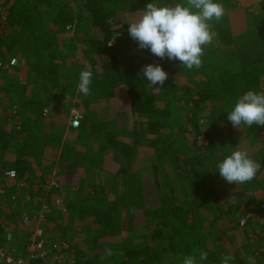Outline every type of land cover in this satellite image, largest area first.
<instances>
[{
  "label": "trees",
  "instance_id": "obj_1",
  "mask_svg": "<svg viewBox=\"0 0 264 264\" xmlns=\"http://www.w3.org/2000/svg\"><path fill=\"white\" fill-rule=\"evenodd\" d=\"M150 2L186 4L85 0L83 15L63 0H3L2 14L12 35L9 43L0 36V48L6 46L9 53L7 58L0 52V189L5 185L2 173L11 169L16 181L32 188L29 194L40 197V204L45 200L50 209L45 225L59 241H70L58 255L62 260L63 255H73L74 264H102L109 250L112 264H182L194 250L208 253L203 264H221L224 255L232 257L230 264H247L235 252L250 238L264 249L261 224L253 226L257 215L263 217L264 204L246 209L242 193L247 186L227 183L217 165L234 151V134L264 141V127L242 124L238 129L227 119L239 96L248 90L264 91V57L238 73L213 44L204 46L199 69L161 60L139 49L128 34V23ZM217 2L225 10L236 3ZM52 4L58 11L46 23ZM260 4L264 10V0ZM214 21L220 39L229 45L232 39L224 21ZM72 27L82 37L75 33L61 38ZM77 47L87 61L85 67L67 61ZM10 58L19 66H10ZM150 63L168 73L164 85L149 86L140 69ZM88 65L93 75L85 95L78 83ZM62 69L74 72L66 83L60 80ZM12 70L24 72L25 83L11 78ZM118 87L125 97L123 108L112 105ZM69 100L82 118L70 129L71 143H65V126L58 115ZM44 109L49 113L43 117ZM200 139L206 144L200 145ZM6 148L14 154L11 162L3 158ZM54 148L66 169L46 194L48 183L43 176L36 178L31 164L40 166ZM256 158L261 168L246 182L249 189L264 175V155ZM71 186L76 190L69 192ZM7 191L0 194V205L12 212L17 197ZM56 200L62 201L64 211L55 208ZM254 212L240 226L239 218ZM74 236L77 242H72ZM250 254V264H264V250Z\"/></svg>",
  "mask_w": 264,
  "mask_h": 264
},
{
  "label": "clouds",
  "instance_id": "obj_2",
  "mask_svg": "<svg viewBox=\"0 0 264 264\" xmlns=\"http://www.w3.org/2000/svg\"><path fill=\"white\" fill-rule=\"evenodd\" d=\"M225 14L224 6L217 0H186V4L168 3L163 6L150 2L141 15L128 23V34L139 49H148L156 57L169 61L178 60L187 69L202 67L204 46L217 37L211 21H219ZM140 71L149 86L164 85L169 78L160 64H146ZM92 66L79 73L78 90L89 94L92 83ZM227 119L235 128L242 124L264 127V91L248 90L239 96L234 107L227 112ZM219 175L229 184L246 183L254 179L261 164L246 150L236 149L219 162ZM111 254V251H108ZM208 253L194 250L183 257L182 264H203ZM232 257L224 255L221 264H230Z\"/></svg>",
  "mask_w": 264,
  "mask_h": 264
},
{
  "label": "rangeland",
  "instance_id": "obj_3",
  "mask_svg": "<svg viewBox=\"0 0 264 264\" xmlns=\"http://www.w3.org/2000/svg\"><path fill=\"white\" fill-rule=\"evenodd\" d=\"M235 1H236V3L234 4L233 8L237 6V2H239V3L241 2L240 0H235ZM63 2L67 3L70 6V8L73 9L74 12L80 13L83 15H87V12L85 11L84 6H83L85 0H63ZM260 2H261V0H255V2H253V0H251V1L246 0V3H245V4H247L246 7L245 6H238V8L240 10L239 13H241L244 17H246V23H247V26L249 28L248 29L249 34L246 35L245 44L241 47H238L237 49H235L233 47V45H230V46L226 45V47H224L222 49L224 57H225V61L229 64L234 65V72L235 73L240 72L241 67H243V66L259 64V62H257V61H260L261 57H264V10L262 9ZM2 4H3V0H0V5H2ZM52 5L53 6L51 8H49V10L45 16V22L46 23H49L50 21H52L55 18V14L58 11L57 5H55V4H52ZM233 8L231 7L230 9H233ZM0 9H1V6H0ZM225 13L226 14L223 15L222 20L224 21V23L226 25L225 21L229 20L230 16H229V13H227L226 11H225ZM211 23L213 24V26L215 27V30L217 31L216 26H215V21L213 20V22L211 21ZM75 33H77L78 38L82 37V33L80 31H76V29H74V27H72V29L69 32H67L65 35L61 36V38L70 39L73 37V35H75ZM217 33H218V31H217ZM11 35H12V31L10 30V27H8L6 23H0V36H2V39H4L7 43H9V42H11L10 41ZM84 35H85V33H84ZM89 35L91 36L92 34L88 33L87 36H89ZM242 37H244V35ZM7 43H5V44H7ZM249 44H252V45H249ZM0 52H2V54L4 56H7V58H9L8 57L9 53L6 50V46H2L0 48ZM256 58H258V59H256ZM71 59L74 60L75 62H77L78 64L83 65L84 67L87 63L86 59L81 54V49H78V47H77V50L73 51L68 56L67 61H71ZM67 63H69V62H67ZM13 66H19V65L16 62ZM0 74H1V71H0ZM9 75L11 78L17 79L21 83H25L26 76H25L24 72L12 70V71H10ZM73 76H74V72L71 70L62 69L60 72V78H61L60 80L62 81V83H66ZM120 89L121 88H119V87L116 89V95L112 101V105L114 107L123 108V107H125V105L123 104L122 99H124L125 97H124L123 93L121 91H119ZM58 98L61 100V99H63V96H58ZM73 101L74 100H72L71 103ZM69 103H70V100L67 101L65 104L63 103L65 108L61 109V113H60V115H58V117L62 120L61 124L65 126V134L63 137V142H65V143H71V138H72V135L70 134V132L72 130H70L69 125H68L69 109L71 108ZM14 138H15V136L12 134V140H14ZM203 143L206 144V141L203 139H200L199 144L202 145ZM7 148L5 149L6 153H4L3 158L7 161L10 160L8 162H11L13 160L14 154L8 152ZM58 154H59L58 149H56V148L50 149L47 151V153L45 155V159H44V161L41 162L40 166L39 165L36 166L35 162H33L31 164L32 170H33L36 178H42V176H43L45 179V184L46 183H48V184L52 183L55 186L57 184L55 179L59 178L61 172L66 169L65 164L59 163L57 161L58 160ZM7 161H4L3 163H7ZM49 162H51V164H49ZM108 168L111 169V167H108ZM6 170H9V169H6ZM52 170H54V171L52 172ZM1 179H2V177H1ZM27 183H29V182L27 181ZM83 183L84 182L82 180V184ZM46 187L47 186L45 185L44 189L46 190V194H47L48 192H47ZM5 188H6V190H8L7 192L13 193V195L15 197H17L18 200H17V198H15V203L13 204L15 206H10L11 208L15 209V210L13 209L12 212L10 210L7 211L5 209H2L3 207L0 205V246L16 247L17 249H19V250H17L16 248H13L16 251V255L23 254V252L21 250L24 248L23 247L24 245L26 246V249L28 248L29 243H27V239H29L30 231L33 229H36L35 226L37 223H39V225H40L39 227H41V229L43 231L47 232L46 236H47L48 243L58 242L60 240L58 237L55 236V234L53 232H50L51 226L45 225L46 221H45V218L43 216L44 213L41 214V213H39L38 209L35 210L36 209L35 207L39 203L40 197L36 196L35 193L29 194L30 190L32 188H30L28 186V184L25 186V184L22 181H16V176H15L14 179L8 180V182L5 183L4 187L2 189H0V194L3 193V190H5ZM76 188H77L76 186H71V189L69 192L75 191ZM53 198L55 200L58 197L54 196ZM22 204L28 205V209H30V212H31L30 218H32V220L30 221V222H32L31 227L23 226L19 221V216H20L19 210L21 209V207L20 208H18V207H19V205H22ZM41 204H40V206H41ZM61 204H62V201L58 200L57 204L54 203V206L56 209L59 207L58 209H61V211H64V207L61 206ZM17 205H18V207H17ZM46 206H47V204H46ZM253 207H256V205H252V206L246 205L245 206L246 209H252V210H253ZM259 208H263V206L259 205ZM49 211H50V209H49ZM33 213H38V214H33ZM48 214H49V212L46 213L45 215H48ZM253 216H255V212H254V214L253 213L243 214L238 220L240 223V226H243L245 224V222L249 219V217H253ZM259 224H261L260 225L261 227L258 226ZM253 226L255 228H257V227L262 228V230H263L262 234H263V232H264V228H263L264 227V215H263V217L257 215L255 217V221H253ZM8 235H10L9 240H8ZM77 237L78 236L72 237L73 238L72 242H77ZM62 241L67 242L65 240H62ZM62 243L63 242H61V244ZM68 243H70V241H68L66 243L67 246H68ZM245 243L246 242L241 241L239 243V246H240V248H242V250L236 251L235 253L237 255H239L240 257H242L247 264H250L254 261L250 252H254V251L255 252H262L264 249L262 247H260L262 244L257 239L250 238L248 245L243 246L244 247L243 248L242 245ZM233 249L236 250L235 248H233ZM104 252H105V254H103L104 255V261L102 264H112V262L109 259L108 251H104ZM60 255H63V254H60ZM62 258H64L65 261L62 262L61 264H74V256L73 255L69 254L67 256V258H65L63 255Z\"/></svg>",
  "mask_w": 264,
  "mask_h": 264
},
{
  "label": "built area",
  "instance_id": "obj_4",
  "mask_svg": "<svg viewBox=\"0 0 264 264\" xmlns=\"http://www.w3.org/2000/svg\"><path fill=\"white\" fill-rule=\"evenodd\" d=\"M0 23H5V17L3 16L1 9H0ZM15 63H16L15 59L10 58L9 65L13 66ZM1 66H2V62L0 60V68ZM48 113H49L48 110L44 109L42 116L44 117ZM68 118H69L68 120L69 128L76 129L80 124L82 115L76 108L71 107L69 109ZM15 176H16L15 171L11 169L4 171L1 175L5 183H7L8 180L14 179ZM52 185H53L52 183L47 184L46 187L47 190H49ZM57 202L58 200L55 202V204H57ZM41 203L42 204L39 208V213L41 214L44 213L43 216L45 218L46 216L45 214L50 211L48 205L46 206L44 199ZM19 214H20L19 216L20 223L23 226L31 227L32 222L30 221L32 220V218H30L31 215L30 210L24 209ZM33 214H38V213H33ZM39 226H40L39 223H37L35 226L36 229L30 231L29 239H28L29 246L27 249L26 247H24L21 250L23 254L16 255V251L13 249L16 247L0 246V264H61L62 262H64V260H62L61 257L58 255V252H60L62 248L64 250L68 248L66 242L58 241V242L48 243L46 236L47 232L43 231ZM9 239H10V235H8V240ZM61 242L63 243L61 244Z\"/></svg>",
  "mask_w": 264,
  "mask_h": 264
},
{
  "label": "crops",
  "instance_id": "obj_5",
  "mask_svg": "<svg viewBox=\"0 0 264 264\" xmlns=\"http://www.w3.org/2000/svg\"><path fill=\"white\" fill-rule=\"evenodd\" d=\"M240 1H241L240 3L237 2L236 7H234V8L232 7L233 9L229 8V9L225 10L227 13H229V16H230L229 20L225 21L227 29L230 32L231 39H232V42L229 44V46L233 45V47L235 49H237L238 47H241L245 44L246 35L249 34V32H248L249 28H248L247 23H246V17H244L241 13H239L240 10L238 8V6H245L246 7V5H247V4H245L246 0H240ZM249 1H251V0H249ZM253 2H255V0H253ZM212 28L217 33L213 24H212ZM243 35H244V37H242ZM212 44L220 50H222L224 47H226V44L223 43V41L220 39L218 33H217L216 39L213 41ZM249 45H252V44H249ZM256 59H258V58H256ZM261 60H262V57H261ZM261 60L257 61V62L260 63ZM232 142H233L232 146H236V147H234V150H236V149L246 150L252 159H254L256 157L259 158V157L264 155V141L262 143L258 142V140H255L254 136H252V135H249V136L247 134L243 135V136L238 135V137H237L234 134L232 137ZM261 173H264V171H262ZM256 181H259V182H256L259 186L258 185L255 186L253 184V185H250V187H251L250 189L248 188L247 183H241L240 184V186L242 188L244 185L247 186V190L245 192L242 191L245 206L246 205L251 206V205H262V204H264V187H262V184H261V182L264 183V175L258 177V179ZM39 204H40V202L38 203V205ZM24 209L30 210V209H28V205H22L21 209L19 210V213L21 211H23ZM37 209H35V210H37Z\"/></svg>",
  "mask_w": 264,
  "mask_h": 264
}]
</instances>
